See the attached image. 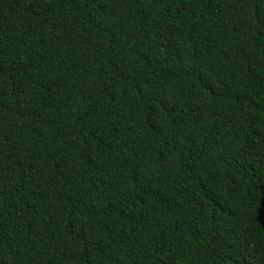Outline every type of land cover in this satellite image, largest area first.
Here are the masks:
<instances>
[{"label": "trees", "instance_id": "obj_1", "mask_svg": "<svg viewBox=\"0 0 264 264\" xmlns=\"http://www.w3.org/2000/svg\"><path fill=\"white\" fill-rule=\"evenodd\" d=\"M0 264H264V0H0Z\"/></svg>", "mask_w": 264, "mask_h": 264}]
</instances>
